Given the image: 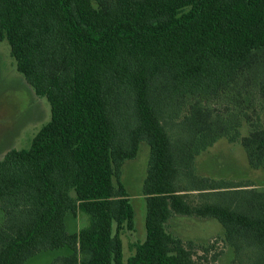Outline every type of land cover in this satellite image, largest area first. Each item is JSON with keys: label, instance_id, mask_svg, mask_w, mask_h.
Returning <instances> with one entry per match:
<instances>
[{"label": "trees", "instance_id": "obj_1", "mask_svg": "<svg viewBox=\"0 0 264 264\" xmlns=\"http://www.w3.org/2000/svg\"><path fill=\"white\" fill-rule=\"evenodd\" d=\"M0 40L51 107L0 161V264L65 248L59 264H125L121 178L142 143L146 239L126 264H209L212 246L168 231L174 216L217 220L234 264H264V189L194 173L224 138L264 169V0H0Z\"/></svg>", "mask_w": 264, "mask_h": 264}, {"label": "rangeland", "instance_id": "obj_2", "mask_svg": "<svg viewBox=\"0 0 264 264\" xmlns=\"http://www.w3.org/2000/svg\"><path fill=\"white\" fill-rule=\"evenodd\" d=\"M51 119V107L45 97H38L25 77L17 71L6 40H0V161L12 150L29 149L33 138ZM245 125V124H244ZM247 134V126L242 135ZM150 148L142 143L136 159L125 162L122 182L135 210V229L124 230V263L134 253V245L146 239V201L142 195L147 175ZM194 173L209 181L227 184L242 183L264 189V169H253L240 142L221 139L196 157ZM1 222V218H0ZM66 224L70 233H78L88 224L82 214L68 215ZM168 231L185 242L212 246L209 264H234V251L224 241V229L213 218L174 216L167 225ZM68 248L46 251L31 258L26 264H59L57 258L69 255ZM202 255V253H199ZM218 258L212 262V257Z\"/></svg>", "mask_w": 264, "mask_h": 264}]
</instances>
